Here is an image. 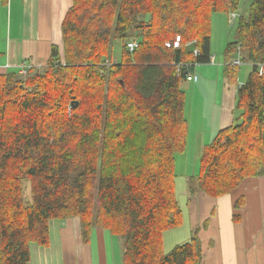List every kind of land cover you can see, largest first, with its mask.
I'll list each match as a JSON object with an SVG mask.
<instances>
[{
	"label": "trees",
	"instance_id": "obj_1",
	"mask_svg": "<svg viewBox=\"0 0 264 264\" xmlns=\"http://www.w3.org/2000/svg\"><path fill=\"white\" fill-rule=\"evenodd\" d=\"M241 2L72 0L63 46L52 47L47 66L0 75V264H29L31 246L49 247L51 221L72 218L85 243L96 228L119 237L122 264L202 263L197 228L163 248V234L184 219L175 192L176 156L189 143L182 84L211 64L212 16L234 22ZM178 36L180 48H167ZM114 40L123 45L117 61ZM238 51L252 70L238 87L233 124L202 148L192 196L218 199L264 177V0L252 1L227 45L233 84Z\"/></svg>",
	"mask_w": 264,
	"mask_h": 264
},
{
	"label": "crops",
	"instance_id": "obj_2",
	"mask_svg": "<svg viewBox=\"0 0 264 264\" xmlns=\"http://www.w3.org/2000/svg\"><path fill=\"white\" fill-rule=\"evenodd\" d=\"M71 6L72 0H0V75L19 73L22 65L29 68V75L47 66L52 47L63 46L62 23ZM219 53L211 40L214 64L193 69L192 74L198 80L190 89V114L198 122L209 107L208 101H204L201 81L211 77L222 85L220 101L215 99L211 108L216 110L217 133L233 124L237 90L243 84H233L225 77L227 59L223 63ZM196 96L198 105L193 102ZM187 106L186 100L185 112ZM213 137L209 138V144ZM204 145H200V153ZM186 207L187 219L183 212L181 228L189 225L190 231L183 238L170 237L175 242L172 249L188 242L195 227L204 222L197 229L203 251L201 264H264V178H248L231 194L218 199L198 193L186 202ZM178 231L173 234H179ZM50 237L47 248L31 246L29 264H122V240L96 228L85 243L79 218L51 221Z\"/></svg>",
	"mask_w": 264,
	"mask_h": 264
},
{
	"label": "rangeland",
	"instance_id": "obj_3",
	"mask_svg": "<svg viewBox=\"0 0 264 264\" xmlns=\"http://www.w3.org/2000/svg\"><path fill=\"white\" fill-rule=\"evenodd\" d=\"M253 0H242L240 10L237 16L234 17L233 22V16L225 14V13H216L212 16L211 26H212V40L214 42L215 49L218 50L219 57H222L223 63L226 60L225 51L227 48V45L230 42H233L236 40V29L240 20V17L243 16L247 18L250 5ZM122 42L119 40H114L112 45V56L115 61L119 60L121 57V51H122ZM215 54V53H214ZM213 58V57H212ZM242 59L243 64L239 66L238 70V79L236 84L244 83L249 73L252 70L251 64L248 62L246 58V54L244 51H238L232 56H230V62H234L235 60ZM214 64V63H211ZM218 65V64H217ZM25 65H22L23 67ZM28 68V67H27ZM45 68V67H41ZM39 68V69H41ZM20 71V70H19ZM29 68H28V74H29ZM34 71L33 73H35ZM20 74V72H19ZM27 74V76H28ZM24 76V77H27ZM194 77V74H193ZM196 77L195 82H183L182 88L185 91L186 94V100L188 104V112H186V117H188L189 120V143H188V149L184 154H179L176 156V196L177 200L183 210L185 212V219H187V207L186 202L192 197L188 181L191 176H196L199 171V158H200V145L202 144H209V138L212 136L213 139L210 142H213V140L217 136V132L215 131V118H216V110L211 111V108L215 106L214 101L216 99V102L218 100L220 101V92L222 89V85L218 83V85L214 82L211 77H209L206 81H201L200 85L203 88V94L204 95V101H208L209 107L207 108V113H204L200 117V121L198 119V122L194 117L190 114V108L192 103V92L191 90L196 85L198 77ZM23 78V77H22ZM241 82V83H240ZM192 87V89H191ZM191 89V90H190ZM193 102H195L197 105L199 104L198 96L193 97ZM200 133H203V135H198ZM203 141H202V140ZM205 146V145H204ZM255 178H264V177H255ZM29 192L28 185H26V193ZM231 194V193H230ZM204 222L202 224L197 225L195 228L200 229L203 227ZM183 227L180 226V228ZM178 229V228H177ZM179 230V231H178ZM178 230H169L166 231L163 234V246L168 250V248H173L174 243L170 241V237H177L179 235L180 238H183L184 235H187V233L190 231L189 225H185L184 228L178 229ZM174 231H178L179 234H173L177 233ZM181 243V241H180ZM183 244V243H181ZM163 247V248H164ZM169 249V251L171 250ZM165 251V249H164ZM169 251H165V253H168Z\"/></svg>",
	"mask_w": 264,
	"mask_h": 264
},
{
	"label": "built area",
	"instance_id": "obj_4",
	"mask_svg": "<svg viewBox=\"0 0 264 264\" xmlns=\"http://www.w3.org/2000/svg\"><path fill=\"white\" fill-rule=\"evenodd\" d=\"M180 46H181V37L180 36H178L175 41L166 43V47L167 48L178 49V48H180ZM137 47H138V43L135 42V41L128 43V49L131 52H133ZM198 55H199V51L196 50L195 51V56H198ZM214 61H215L214 58H212L211 59V63H214ZM232 64L234 66H241L243 64V62L240 59H238V60L234 61ZM19 72H20V75L22 77L27 76L28 68L26 66H23V67L20 68ZM187 81L195 82L196 81V77L195 76L193 77V75H189L188 78H187Z\"/></svg>",
	"mask_w": 264,
	"mask_h": 264
},
{
	"label": "bare ground",
	"instance_id": "obj_5",
	"mask_svg": "<svg viewBox=\"0 0 264 264\" xmlns=\"http://www.w3.org/2000/svg\"><path fill=\"white\" fill-rule=\"evenodd\" d=\"M29 75V74H28ZM191 75V74H190Z\"/></svg>",
	"mask_w": 264,
	"mask_h": 264
}]
</instances>
